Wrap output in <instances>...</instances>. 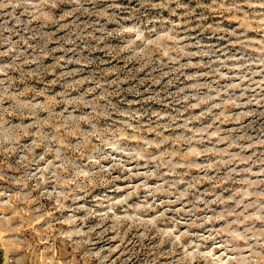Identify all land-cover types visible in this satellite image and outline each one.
<instances>
[{"label": "rangeland", "instance_id": "rangeland-1", "mask_svg": "<svg viewBox=\"0 0 264 264\" xmlns=\"http://www.w3.org/2000/svg\"><path fill=\"white\" fill-rule=\"evenodd\" d=\"M0 264H264V0H0Z\"/></svg>", "mask_w": 264, "mask_h": 264}]
</instances>
